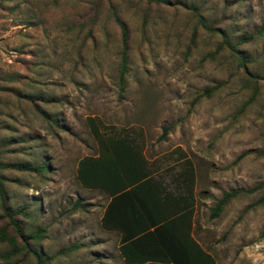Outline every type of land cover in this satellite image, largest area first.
Wrapping results in <instances>:
<instances>
[{
  "label": "rangeland",
  "instance_id": "1",
  "mask_svg": "<svg viewBox=\"0 0 264 264\" xmlns=\"http://www.w3.org/2000/svg\"><path fill=\"white\" fill-rule=\"evenodd\" d=\"M114 134L169 189L189 161L193 234L216 264H264V0H0V180L51 264H125L105 192L76 176ZM232 188L247 191L210 218Z\"/></svg>",
  "mask_w": 264,
  "mask_h": 264
},
{
  "label": "trees",
  "instance_id": "2",
  "mask_svg": "<svg viewBox=\"0 0 264 264\" xmlns=\"http://www.w3.org/2000/svg\"><path fill=\"white\" fill-rule=\"evenodd\" d=\"M112 16L120 27L124 41V24L113 11ZM196 16L204 25L202 16ZM120 58L121 78L126 62L124 43ZM208 90L204 88L205 92ZM36 97L41 98L40 95ZM27 98L31 102L34 100L31 96ZM167 128L168 125H163L161 133L164 134ZM242 154L243 152L238 156ZM182 163L185 165L174 173L173 188L169 189L158 179L160 177L152 174L140 150L115 134L110 139L101 141L96 153L83 155L78 159L76 176L80 184L87 188L101 189L107 196L100 215V224L103 229L119 231V241L124 244L119 245L118 250L124 262L143 260L150 256L142 251H131L129 254L125 248L136 241L151 238L153 233H157L159 245L167 252L159 256L160 258L172 260L173 264H187L186 258L190 259L191 264H206L211 261L210 255L189 234L194 200L193 177L189 161L184 159ZM9 165L20 170L39 167L28 164ZM242 190L247 191L241 188L223 190L209 207L208 216H217L230 197ZM27 210L26 204L11 206L8 203L0 180V242L6 245L0 255L8 259L6 264H15L11 258L18 254L32 260L31 264H51L52 255L43 253L39 243L43 229L27 227ZM179 223L185 227L169 228L176 227ZM164 231L169 234L166 238L160 237ZM71 247L69 245L67 249Z\"/></svg>",
  "mask_w": 264,
  "mask_h": 264
},
{
  "label": "crops",
  "instance_id": "3",
  "mask_svg": "<svg viewBox=\"0 0 264 264\" xmlns=\"http://www.w3.org/2000/svg\"><path fill=\"white\" fill-rule=\"evenodd\" d=\"M158 179H160L162 181L161 177L158 178ZM106 201H107V199H106ZM189 206H190V204H189ZM191 219H192V215H191ZM184 227H185L184 224H180L179 223L178 226L169 227V228H184ZM194 229H195L194 228V222L192 220V222L190 223V227H189V234L194 238V240L199 244V246L206 253H208L210 255L211 261L209 263H206V264H216V260L214 258V255L210 251L209 247L205 246V245H202L200 243V241L194 236V234H193V230ZM106 230L112 231L113 233H115L117 235L116 249H117L118 255L120 256V258L123 261V263H125V264H173L172 260H165V259L159 257L161 255H164L167 252H165L163 246L159 245V240H157V237H158L157 233H153L151 238L147 237L146 240L136 241L134 243H131L130 245H128V247L125 248L126 251L129 254H131V251L137 252V253H138V251H142L143 253H145V252L148 253L150 256H147L143 260H132V261H129V262H124L122 256L119 254V250H118V246L121 245V244H124V242L119 241V234H120L119 231H117L115 229H106ZM168 230H172V229H168ZM161 234L162 235L160 237H165V238L169 235L168 232H165V231L162 232ZM186 263L187 264H191L189 258H186Z\"/></svg>",
  "mask_w": 264,
  "mask_h": 264
}]
</instances>
